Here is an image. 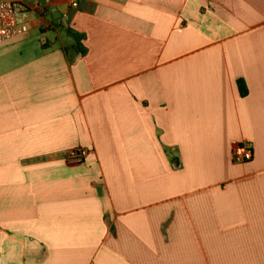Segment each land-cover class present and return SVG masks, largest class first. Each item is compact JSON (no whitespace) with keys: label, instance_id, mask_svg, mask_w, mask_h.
Segmentation results:
<instances>
[{"label":"crops","instance_id":"1","mask_svg":"<svg viewBox=\"0 0 264 264\" xmlns=\"http://www.w3.org/2000/svg\"><path fill=\"white\" fill-rule=\"evenodd\" d=\"M28 1L48 14L0 45V264H264V0Z\"/></svg>","mask_w":264,"mask_h":264},{"label":"built area","instance_id":"2","mask_svg":"<svg viewBox=\"0 0 264 264\" xmlns=\"http://www.w3.org/2000/svg\"><path fill=\"white\" fill-rule=\"evenodd\" d=\"M77 7L78 4L73 5ZM48 14L40 2L32 4L28 0H1L0 1V45L26 35L29 32L27 15L31 11ZM253 150L245 144H236L233 151V160L236 164H245L253 160ZM87 151L72 152L68 161L83 163L87 158Z\"/></svg>","mask_w":264,"mask_h":264},{"label":"trees","instance_id":"3","mask_svg":"<svg viewBox=\"0 0 264 264\" xmlns=\"http://www.w3.org/2000/svg\"><path fill=\"white\" fill-rule=\"evenodd\" d=\"M74 37L76 38L77 42H79V37L74 34ZM239 88L241 91L242 96H246L248 94V89L246 87V84L243 81H239Z\"/></svg>","mask_w":264,"mask_h":264}]
</instances>
